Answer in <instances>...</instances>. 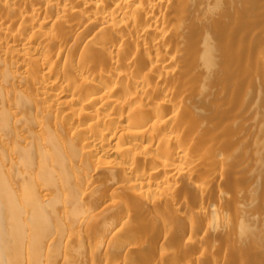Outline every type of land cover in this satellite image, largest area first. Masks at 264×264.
Here are the masks:
<instances>
[{"label":"bare ground","instance_id":"obj_1","mask_svg":"<svg viewBox=\"0 0 264 264\" xmlns=\"http://www.w3.org/2000/svg\"><path fill=\"white\" fill-rule=\"evenodd\" d=\"M0 264H264V0H0Z\"/></svg>","mask_w":264,"mask_h":264}]
</instances>
